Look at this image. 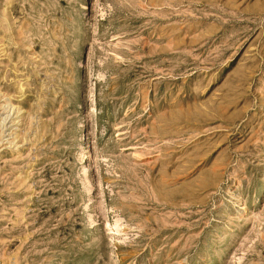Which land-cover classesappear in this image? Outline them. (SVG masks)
<instances>
[{
  "label": "rangeland",
  "instance_id": "obj_1",
  "mask_svg": "<svg viewBox=\"0 0 264 264\" xmlns=\"http://www.w3.org/2000/svg\"><path fill=\"white\" fill-rule=\"evenodd\" d=\"M4 117L0 264H264V0H0Z\"/></svg>",
  "mask_w": 264,
  "mask_h": 264
},
{
  "label": "bare ground",
  "instance_id": "obj_2",
  "mask_svg": "<svg viewBox=\"0 0 264 264\" xmlns=\"http://www.w3.org/2000/svg\"><path fill=\"white\" fill-rule=\"evenodd\" d=\"M5 118H6V117H4L0 122L2 123V121L5 120ZM9 118H10V117H9ZM15 118H16V117H15ZM6 119H7V118H6ZM7 122H8V121H7ZM10 123H11V120H10L9 124H10ZM3 124H4V123H3ZM2 127H3V126H2ZM8 128H9V126H8ZM2 131H3V130H2ZM8 135H9V134H8ZM2 139H3V138H2ZM9 141H10V140H9ZM7 142H8V141H7ZM11 142H12V140H11Z\"/></svg>",
  "mask_w": 264,
  "mask_h": 264
}]
</instances>
